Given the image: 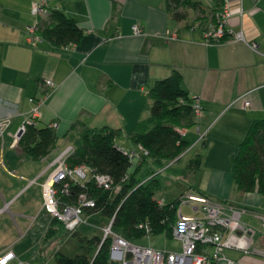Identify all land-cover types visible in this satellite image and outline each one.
I'll return each instance as SVG.
<instances>
[{
    "label": "crops",
    "instance_id": "1",
    "mask_svg": "<svg viewBox=\"0 0 264 264\" xmlns=\"http://www.w3.org/2000/svg\"><path fill=\"white\" fill-rule=\"evenodd\" d=\"M36 1L0 0V208L9 203V212H5L23 224L25 231L18 228L21 235L25 232L24 237L43 216L38 224L41 239L31 243V249L39 248L33 250V260L44 251L41 244L48 240L46 231L54 216L44 214V199L37 207L15 205L29 184L51 169L41 183L43 193L54 169L51 163L68 146L75 148L72 140L83 139L89 129H121L119 146L138 150L131 135L136 124L150 114L153 99L149 90L157 80L177 70L184 89L202 99L204 111L198 120L207 133V145L203 146L197 126L186 128L190 146L180 160L190 153L189 161L199 152L204 156L197 171L185 170L192 184L186 185L181 195H205L240 210L251 250L225 248V256L236 264H264V194L239 191L231 168V157L251 123L264 119V0L230 3V24L242 29L248 40H255L257 50L229 36L218 44L205 43L204 28L223 0H201L200 8L187 10L186 20L173 17L167 0H50V6L77 20L83 38L66 47L47 40L32 45L27 41V27L37 20L31 11ZM135 23L144 28L142 33L133 31ZM169 33H176L177 38L167 39ZM46 78L55 81V88L41 108L39 124L57 122L59 138L52 152L36 161V168H41L29 179L25 163L33 159L11 143L29 114L30 98L43 95ZM246 100L248 106H244ZM1 218L3 254L12 250L20 237L16 228L12 232L7 218Z\"/></svg>",
    "mask_w": 264,
    "mask_h": 264
},
{
    "label": "trees",
    "instance_id": "2",
    "mask_svg": "<svg viewBox=\"0 0 264 264\" xmlns=\"http://www.w3.org/2000/svg\"><path fill=\"white\" fill-rule=\"evenodd\" d=\"M201 0H167V9L177 20H186L187 10L200 8ZM47 16L39 17L43 40L59 47L76 44L83 38V29L77 20L60 9L50 6ZM182 74L175 70L155 82L149 90L153 99L149 116L136 124L131 138L148 150L134 163L128 152L118 144L120 130L109 126L87 130L81 144L67 157L74 167L85 164L95 172L105 173L112 180V188L104 189L93 179L71 182L69 195L62 200L75 203L80 194L86 192L95 200V205L85 206L84 213L99 211L113 220V230L133 241L146 235L164 233L172 236L177 223L180 196L173 202L162 203L156 196L160 188V175L174 162L181 159L190 146L182 128L199 124L194 114L192 96L182 86ZM40 117L27 126L18 140L22 153L34 160L47 156L55 148L56 129L51 125H40ZM206 137L199 139L206 146ZM196 155V154H195ZM202 153L190 159L187 170L195 172L202 163ZM234 182L239 191L258 190L264 194V119L254 120L239 143L238 151L231 157ZM140 225H143L142 227ZM63 223L53 217L46 231V238L64 231ZM110 236L94 235L85 239V250L74 257L55 254L59 264H111ZM215 264V263H214Z\"/></svg>",
    "mask_w": 264,
    "mask_h": 264
},
{
    "label": "built area",
    "instance_id": "3",
    "mask_svg": "<svg viewBox=\"0 0 264 264\" xmlns=\"http://www.w3.org/2000/svg\"><path fill=\"white\" fill-rule=\"evenodd\" d=\"M232 0H223L221 5L212 13L208 25L204 28L203 37L205 43L218 44L229 36L232 41H241L248 44L252 49L257 50L258 44L255 40H248L246 33L242 29H235L230 24L232 9L230 6ZM50 10V0H38L32 3L31 11L36 16V21L27 27V41L32 45H37L43 41V35L40 33L39 17L47 16ZM243 9L240 10L243 13ZM135 33H142L143 29L138 23L133 24ZM168 38H177L176 33L167 34ZM45 90L40 97H31L32 103L29 114L20 125L16 136L12 141V146H16L18 140L25 133L27 126L32 124L41 116V108L55 88V81L50 78L44 80ZM192 96V107L194 114L198 117L204 111L201 98ZM250 101L244 102L248 106ZM58 127L57 122L50 124ZM199 139L206 137V132L201 129V124H197ZM0 132H2L0 130ZM183 135L187 133L186 128L180 130ZM73 146H68L51 163L54 166L53 172L47 183L43 186V197L45 209L54 217L58 218L68 231H75L78 225L85 220L83 218L84 207L94 206L95 200L90 198L86 192L80 194L75 203H66L62 200L64 195H69L71 182H83L86 179H93L98 186L104 189L112 188V180L105 173L95 172L89 169L85 164L79 166H70L67 163V157L74 151ZM131 159L136 156L141 157V153L148 154V150L141 144L138 150L126 149ZM180 204L192 205L194 209H199V205L204 212L202 216H190L182 213L181 205L179 207V217L177 223L172 228V236L181 241L180 251L159 250L145 245L136 244L125 238L112 228L113 220L104 228L103 240L111 237V264L113 260H120L123 264H214L224 260L227 264H236V261L225 256V248L237 249L248 252L251 250V239L248 228L241 221V211L235 209L224 202L214 201L209 197L197 193L187 192L180 196ZM164 198L160 199L162 203ZM9 203L0 208V215L8 211ZM262 225L264 226V217ZM141 227L143 225H140ZM256 250V249H254ZM3 255V256H2ZM0 255V264H6L16 258L12 250ZM12 264H31L18 260Z\"/></svg>",
    "mask_w": 264,
    "mask_h": 264
},
{
    "label": "rangeland",
    "instance_id": "4",
    "mask_svg": "<svg viewBox=\"0 0 264 264\" xmlns=\"http://www.w3.org/2000/svg\"><path fill=\"white\" fill-rule=\"evenodd\" d=\"M72 143L75 146L74 149H76L81 144V139H79V137L75 138L72 140ZM140 155H142V153ZM54 156H52L51 159ZM189 156H192V153L188 154L187 156H184V158L179 162L171 164V166L167 167L159 177L160 188L156 190V196L160 198L163 197L164 199H166L165 200L166 203L175 201L179 196H181V193L183 192V188L186 185L192 184L191 180L188 179V177L185 175L186 174L185 170H187L186 168L188 167L187 164L189 162L188 160ZM137 158L138 156H136L133 159L134 163H136ZM36 161L37 160L33 159V160H28V162L25 163V166L27 167L30 173L29 179L35 178L41 168V167H38V169L36 168L38 165ZM14 170L15 169H12L11 172H14ZM50 170L51 169H49V172ZM87 172L89 171L87 170ZM47 173L41 177L40 176L37 177V179H35V182L31 184H29V182L27 181V184H29L30 188L28 191H26V193H24L20 197V199L16 202L15 205L24 204L30 207L39 206L40 201L44 199V197L42 196L43 193L41 190V183L46 177ZM184 193L186 194L187 192ZM15 205L12 207V211H14ZM180 205L181 207L180 206L179 207L181 208L182 213L185 215L202 216L204 213L200 205H199V209L196 210L192 205L185 204L183 202ZM179 207L177 210V217H179V212H180ZM43 208H44V214H47L49 217H52L51 214L45 209V207ZM8 212H4L1 215L2 218L1 217L0 218L1 219H3V217L7 218L8 216L6 215H9L11 218L10 219L7 218L8 222L6 223L11 226L12 232H13V227L14 229L16 228L17 230L16 235L17 237H20L18 243L15 244V246L12 248V251L16 256V258L14 259L20 260L18 258H21L25 260V262H29L28 260H30L32 264H59L55 256V254L57 253L59 255L64 254L70 257H74L78 252L80 253L85 250L83 245H85L86 238H91L94 235L104 236V231H105L104 228L108 226L111 221V219L108 216L103 215L99 211L92 213L85 212L83 214V218H85V220L78 225V227L76 228L77 230L68 231L66 228L64 231H62V233L46 240L45 244L44 243L41 244V250H44L41 252L43 253H40L37 256V258L33 260V256L35 254L33 250L36 251V249L38 250L39 248L35 247V249H31V243L34 244L32 239L35 238H37L38 240L41 239V233H40L41 231H38L39 228L38 224L42 222L43 216L38 217V223L35 224V228H33L29 232V234H27L24 237L25 232L24 234L21 235L19 231V228H21L22 231H25L23 224L17 221L15 216L13 219L11 216L12 214ZM34 212L36 214L37 210ZM116 232L119 233L121 231L116 230ZM26 240L27 242L25 243ZM133 242H135L136 244L145 245L155 249L168 250V251H180L182 247L180 240L176 239L173 236H167L164 233L146 235L139 239L133 240ZM14 259L10 260L6 264H12L13 261H15ZM112 264H123V262L120 260L112 259Z\"/></svg>",
    "mask_w": 264,
    "mask_h": 264
}]
</instances>
